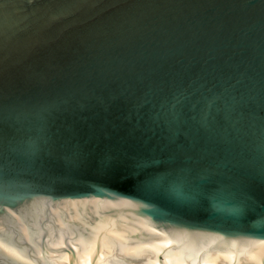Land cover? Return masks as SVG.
<instances>
[{"label":"water","instance_id":"obj_1","mask_svg":"<svg viewBox=\"0 0 264 264\" xmlns=\"http://www.w3.org/2000/svg\"><path fill=\"white\" fill-rule=\"evenodd\" d=\"M0 264H264V0H0Z\"/></svg>","mask_w":264,"mask_h":264}]
</instances>
